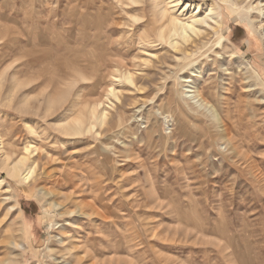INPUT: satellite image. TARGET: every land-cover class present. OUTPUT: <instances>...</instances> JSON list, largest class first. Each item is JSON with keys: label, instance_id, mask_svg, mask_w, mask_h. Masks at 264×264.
Returning a JSON list of instances; mask_svg holds the SVG:
<instances>
[{"label": "rangeland", "instance_id": "1", "mask_svg": "<svg viewBox=\"0 0 264 264\" xmlns=\"http://www.w3.org/2000/svg\"><path fill=\"white\" fill-rule=\"evenodd\" d=\"M203 2L0 0V148L37 149L26 183L0 153V264H264V0L189 51L158 38Z\"/></svg>", "mask_w": 264, "mask_h": 264}, {"label": "bare ground", "instance_id": "2", "mask_svg": "<svg viewBox=\"0 0 264 264\" xmlns=\"http://www.w3.org/2000/svg\"><path fill=\"white\" fill-rule=\"evenodd\" d=\"M137 1L138 0H133V1L131 0V2L136 4ZM203 1H204L203 2L204 6H206L204 15H200L193 11L191 13L192 15L188 18H181L180 16H183L182 13H180V15H176L170 13L167 9L162 8L160 11L161 13H159L160 17H159V26H158V38L161 39L162 41L169 43L168 45L173 50H176L178 52L189 51L194 47V44H198V43L204 44L205 39L209 37L211 34H216V35L219 34L220 29L223 26L222 15L220 10L221 4H228L230 8L234 9V6L236 7L239 1L241 0H203ZM209 1L212 2L208 4ZM170 10H172V8ZM173 11L175 12V10ZM190 46H192V48H190ZM110 77L112 78V76ZM119 80L120 82H125V83L127 82L131 84L130 86L132 85L134 86L135 83L134 74L128 71L127 73L126 72L124 74L122 73V75H120ZM185 82H190V81H185ZM188 92L193 93L192 97H194V99L196 100V104H198L199 107L201 108L208 107L209 105L208 102H206V100L204 99L198 88L196 89V91L189 90ZM118 93L119 92H117L115 88H111L108 93V97L110 98L113 97L118 100L119 99ZM98 110H99L98 106H95L92 109H90L88 113V121H89L88 123L86 122L87 118H85V122L87 126L83 121V119H76L70 123L66 122L64 125H61L60 129L64 134L68 136L69 135L73 136L84 133L83 127L85 125V129L88 132H91L92 129L96 128L97 123L103 125L108 117L105 110L102 111H98ZM214 118H215L214 120H216L217 123L221 124L220 121L221 118H218V116L215 115ZM227 130L224 132H227ZM32 145L31 144L27 145L24 149V153L22 154V156L21 157L19 156V158L13 162H11L10 156L2 151L1 149L2 147L0 148V153L2 154V164H3L2 168L10 178L21 180L23 183L29 182L32 179V177L36 172L35 170L37 166V165L35 166L36 161L30 160V158L32 157L31 155L32 152L37 150L36 148L34 150L33 149L34 146ZM2 183H4L3 178L0 179V185H2Z\"/></svg>", "mask_w": 264, "mask_h": 264}]
</instances>
